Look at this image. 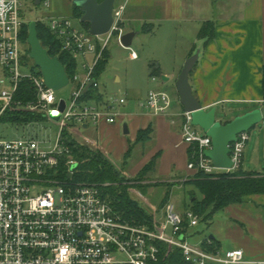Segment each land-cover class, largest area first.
Returning <instances> with one entry per match:
<instances>
[{"label": "built area", "instance_id": "1", "mask_svg": "<svg viewBox=\"0 0 264 264\" xmlns=\"http://www.w3.org/2000/svg\"><path fill=\"white\" fill-rule=\"evenodd\" d=\"M33 4L50 8L52 0H0V121L33 115V120L17 124L43 118L60 129L50 149L36 136L0 137V264H156L160 244H167L169 250L179 247L191 264H264V260L246 259L241 248L212 252L192 242L189 229L198 225L200 217L191 209L182 214L170 202L163 222L154 216L152 225L137 224L113 207L102 184L75 180L78 161L72 157L64 132L79 137L89 123H115L119 107L127 101L125 95L118 94L90 102L82 98V90L93 79L94 67L111 39L124 46L125 6H115L110 31L100 35L77 27L68 16L50 15L41 20L85 70L82 78L77 71L70 79L75 87L66 99L57 98L56 90L39 71L22 70V29L29 22L24 10ZM126 48L132 59L138 58L131 46ZM93 87H99L97 80ZM23 88L31 93L26 91L23 97ZM61 100L65 101L63 110ZM171 106L172 96L163 89H151L141 103L155 114H167ZM51 111L59 113L60 119L51 117ZM181 117L183 140L192 148L189 169L214 176L241 168L249 131L239 133L230 144L232 167L218 168L206 154L212 148V138L193 124L191 111L183 110ZM117 254L125 258L119 259Z\"/></svg>", "mask_w": 264, "mask_h": 264}, {"label": "crops", "instance_id": "2", "mask_svg": "<svg viewBox=\"0 0 264 264\" xmlns=\"http://www.w3.org/2000/svg\"><path fill=\"white\" fill-rule=\"evenodd\" d=\"M121 5L125 6L124 25L131 27L127 32H136L133 40L148 27L158 26L157 32L165 33L168 38L172 27L179 28L177 31L184 44L180 56L183 62L176 63L181 68L174 70L179 71L177 79L185 61L200 48L190 83L205 110L216 108L217 120L230 121L264 106V0H116V6ZM207 21L213 22L215 34L206 43L198 34ZM91 59V56L87 58ZM167 67L160 61L151 65V72L155 68L167 82L174 77ZM126 97V103L119 107L118 121L89 123L84 130L85 141L101 150L118 168L125 166L129 176L138 175L155 159V165L147 173L150 178L157 181L192 179L197 172L188 167L191 147L184 142L181 131L183 106H177L172 97L168 113L155 114L152 109L141 107L146 98ZM219 108L230 109L233 116L223 121L217 116ZM125 123L129 133L124 132ZM148 127L153 129L150 139L137 142L139 131ZM90 129H93L91 135ZM123 134L130 137H122ZM111 135L120 141L112 142ZM249 135L241 169L264 175V120L254 126ZM180 201L186 203L185 198ZM188 209L186 205L184 212ZM219 212L222 214L218 215ZM217 213L209 220L210 226H214L212 234L198 240L193 237L198 232V223L189 229L190 240L202 245L206 238H214L217 250L241 248L246 259L264 260V194L246 196L243 202L231 204Z\"/></svg>", "mask_w": 264, "mask_h": 264}, {"label": "rangeland", "instance_id": "3", "mask_svg": "<svg viewBox=\"0 0 264 264\" xmlns=\"http://www.w3.org/2000/svg\"><path fill=\"white\" fill-rule=\"evenodd\" d=\"M72 8L73 4H71L70 0H52L50 8H45L41 4H33L32 6L29 5L25 8L24 11L25 18L28 21H41L50 15H62L70 17L77 27L86 30L81 19L73 15ZM130 28L131 27L125 25V30H129ZM151 28L153 31H146L144 33L141 32L132 42L131 47L138 53L139 56V59L136 60L130 59V50L128 48L122 46L117 39H111L108 45V62L106 63L105 68L98 75L99 94H103L104 97L118 94L125 96L128 95L129 99H135L137 97L145 99L151 89L160 88L167 90L172 95L177 106L182 105L180 103V99H177L178 92L176 88V76L179 71H177V73L174 71L180 70L181 68L176 65L177 61L183 62L182 57L180 56L182 55L181 47L184 43L180 37V32L177 31L179 28H171L170 38L165 36V33L162 34V32H157L158 26ZM22 49V70L25 72H31V70L39 71L40 68L36 65L35 60L30 56V53H28V45L23 43ZM197 49H195L194 52ZM160 61L164 62V64L168 66L167 68H171L168 70L174 76L167 82H164L162 73H151V64L157 62L160 63ZM79 63L80 66L78 74L82 78V73L84 72L83 65L81 61H79ZM153 76L157 78L156 81L153 80ZM74 87L75 83L74 81H71L67 86L56 90L57 98L69 99L72 95ZM91 100L92 99H89L88 101L90 102ZM232 114L233 113H231L228 108L223 110L219 108L217 116L224 121L225 119L232 117ZM59 129L60 128L57 123L43 118L23 126L5 119L0 121V137L5 139H20L28 136H36L43 141V146L47 149L53 147L57 139ZM198 129L201 132H204L201 127H198ZM251 130H249V132ZM92 131L93 129L88 131L90 135L92 134ZM78 136L79 137H77V139L89 144L88 141H85L84 139V133L83 135ZM128 136L130 137V135H122V137L127 138ZM110 138L112 142H118V139L120 141V138L115 135H111ZM115 167L117 166L115 165ZM117 169L125 176L126 179H130L124 181V186L127 188L130 197L139 203L143 208L148 210V212L152 215L151 220H142V223L138 221L136 222L137 224L152 225L155 212H157L155 220L157 222H163L165 220V213H163L165 210L163 211L162 207H166V205L171 201V203H175V207L178 212H184V210H186V205L190 204L192 201L193 191L196 192V196L198 198L203 196L198 188L190 183V181H192L191 179H187L185 181H157L149 176L140 179L139 174L135 176L127 175L125 172L127 168L125 166H121V169L117 167ZM191 190L193 191L191 192ZM184 198L186 199V205L184 203L182 204L180 201ZM217 214L220 215L222 212ZM217 224L218 223H215V225ZM213 227L210 226L209 221L199 220V225L196 227L199 228L198 232L195 233L193 237L195 236L198 240L205 235L212 234ZM192 230L194 231V229ZM170 232L171 230L168 231V233ZM193 237L191 238L193 239ZM117 255L119 259L125 258V255Z\"/></svg>", "mask_w": 264, "mask_h": 264}, {"label": "trees", "instance_id": "4", "mask_svg": "<svg viewBox=\"0 0 264 264\" xmlns=\"http://www.w3.org/2000/svg\"><path fill=\"white\" fill-rule=\"evenodd\" d=\"M102 1V0H99ZM72 13L81 19L83 12L80 7L73 4ZM30 22V21H29ZM29 22L25 23L22 29V41L28 45V53L31 51L27 39L29 35ZM86 30L89 31L90 23L82 22ZM37 29L39 38L44 47L47 48L51 56H58L60 61L66 68V71L73 80L75 73L78 71V62L68 52L61 47V42L55 34L41 21H37ZM152 31L151 27L144 29ZM215 26L212 21H207L199 30V37L205 39L206 43L213 38ZM109 59L108 48L103 50L102 57L96 63L93 70V78L98 81V75L105 68ZM153 66V64H151ZM155 68H152V74ZM39 73H41L39 69ZM27 85L26 83H24ZM263 85H264V66H263ZM24 92L31 93V90L22 89ZM30 96V95H28ZM98 88H91L83 99L100 98ZM29 98V97H25ZM36 116L27 115L21 117L15 116L13 122L21 123L29 122ZM224 121L223 123H227ZM152 127L141 129L138 133L137 142H146L152 135ZM64 138L66 143L72 149V157L78 161L75 172V180L84 182L102 184L104 196L110 200L113 207L119 211L125 218L138 222L146 219L151 220L152 215L143 208L139 203L133 200L127 188L124 186L125 176L115 167L112 161L99 149L92 147L90 144L80 141L73 134L65 131ZM190 157L192 156V148H190ZM155 165V159L151 160L140 171V179L147 177V173ZM139 179V180H140ZM192 183L202 193V197L198 198L196 192L193 191L192 201L188 204L189 209L198 214L204 221H209L214 214L223 210L227 206L235 203H241L246 196L252 194H264V175L256 172L243 171L241 168L234 172H221L217 175H208L203 171L197 172L191 179ZM192 192V191H191ZM142 223V222H141ZM206 238L202 246L208 250L215 252L218 249L215 239L211 238V242ZM161 253L160 260L156 264H191L186 261L183 251L179 247L169 250L167 244H160Z\"/></svg>", "mask_w": 264, "mask_h": 264}, {"label": "water", "instance_id": "5", "mask_svg": "<svg viewBox=\"0 0 264 264\" xmlns=\"http://www.w3.org/2000/svg\"><path fill=\"white\" fill-rule=\"evenodd\" d=\"M73 4L81 8L83 15L82 22H89V32L93 35L105 34L110 31L114 22V8L116 0H70ZM39 3V0H36ZM135 31H129L122 36V43L125 47H130ZM31 46L30 56L35 60L36 65L45 79L46 84L54 90H59L70 83V77L65 66L58 56H51L46 47L43 46L37 29V21L29 22V35L27 39ZM200 48H198L184 63L182 71L176 81V88L179 93L180 103L185 111H191L193 124L201 127L203 131L212 138V148L206 150V154L218 168H231L233 165L230 157V144L237 139L241 132L249 131L264 120V106L253 109L234 119L223 123L217 120L216 108L209 111L202 107L196 98L190 83V73L196 65ZM96 79L93 78L82 90V96L87 94L94 85ZM65 108V101L61 100L60 110ZM51 117L60 119V114L50 112ZM86 126V125H85ZM124 132L129 133L128 124H124Z\"/></svg>", "mask_w": 264, "mask_h": 264}, {"label": "flooded vegetation", "instance_id": "6", "mask_svg": "<svg viewBox=\"0 0 264 264\" xmlns=\"http://www.w3.org/2000/svg\"><path fill=\"white\" fill-rule=\"evenodd\" d=\"M71 4H73V2L71 1Z\"/></svg>", "mask_w": 264, "mask_h": 264}]
</instances>
